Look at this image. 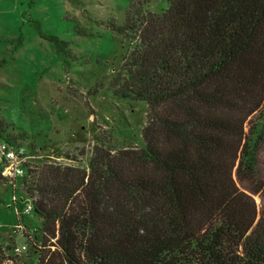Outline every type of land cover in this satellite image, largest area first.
<instances>
[{
	"label": "trees",
	"instance_id": "obj_1",
	"mask_svg": "<svg viewBox=\"0 0 264 264\" xmlns=\"http://www.w3.org/2000/svg\"><path fill=\"white\" fill-rule=\"evenodd\" d=\"M166 2L130 0L118 29L114 94L146 103L144 148L29 167L41 227L24 257L0 245V264H264V0Z\"/></svg>",
	"mask_w": 264,
	"mask_h": 264
},
{
	"label": "rangeland",
	"instance_id": "obj_2",
	"mask_svg": "<svg viewBox=\"0 0 264 264\" xmlns=\"http://www.w3.org/2000/svg\"><path fill=\"white\" fill-rule=\"evenodd\" d=\"M130 0H0V120L26 162L87 169L94 147L144 148L145 102L114 94L130 50L119 28ZM166 0H148L161 13ZM248 131V128H247ZM264 182V134L256 151ZM0 183V245L28 255L41 221L22 181ZM17 202H13V198ZM264 209V192L254 197ZM21 199H24L23 201ZM29 236V237H25ZM37 264V257H33Z\"/></svg>",
	"mask_w": 264,
	"mask_h": 264
},
{
	"label": "built area",
	"instance_id": "obj_3",
	"mask_svg": "<svg viewBox=\"0 0 264 264\" xmlns=\"http://www.w3.org/2000/svg\"><path fill=\"white\" fill-rule=\"evenodd\" d=\"M26 160L19 155L15 148L0 138V176L7 182L9 181L14 185V181L18 178L25 179L27 177V169L25 170ZM8 182V183H9ZM22 201L24 199H21ZM13 202H17L14 197ZM33 201L29 197L27 198V205L24 211L25 215H29L33 212ZM25 250V247L16 248V255Z\"/></svg>",
	"mask_w": 264,
	"mask_h": 264
}]
</instances>
